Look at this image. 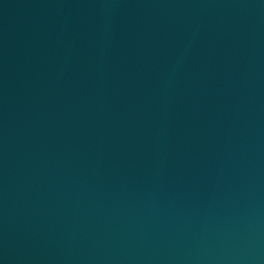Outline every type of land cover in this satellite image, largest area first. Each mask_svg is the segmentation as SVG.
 Returning <instances> with one entry per match:
<instances>
[{"label":"water","instance_id":"water-1","mask_svg":"<svg viewBox=\"0 0 264 264\" xmlns=\"http://www.w3.org/2000/svg\"><path fill=\"white\" fill-rule=\"evenodd\" d=\"M0 264H264V0H0Z\"/></svg>","mask_w":264,"mask_h":264}]
</instances>
